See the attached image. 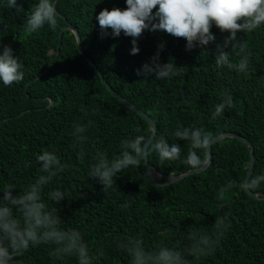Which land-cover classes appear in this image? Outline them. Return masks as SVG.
I'll list each match as a JSON object with an SVG mask.
<instances>
[{"label":"trees","instance_id":"trees-1","mask_svg":"<svg viewBox=\"0 0 264 264\" xmlns=\"http://www.w3.org/2000/svg\"><path fill=\"white\" fill-rule=\"evenodd\" d=\"M18 3L25 13L35 6V0ZM55 4L59 27L52 31L45 26L34 34L24 31V13L18 16L15 8H0V19L8 24V32H0V41L13 48L23 61L24 72L19 84L0 85V183L11 181L23 188L37 174L35 155L55 148L58 158L73 167L53 177L45 194L49 187L67 191L68 196L57 205L58 215L65 226L79 228L94 251L105 253L107 260L102 257L99 264H126V257L114 250V238L139 236L149 247L162 239L179 246L187 244L189 231L214 233L224 216L230 227L215 237L214 253L195 259L194 264H264V198L251 197L239 187L246 177L251 146L236 137L221 139L212 145V161L206 170L173 182L162 176L158 177L162 183L155 182L142 158L137 166L118 173L115 190L105 193L102 185L87 177L89 161L77 162L70 135L77 123L87 124L86 147L99 148L112 157L119 154L122 139L136 135L147 139L152 132L142 116L111 94L98 67L121 96L156 122L158 131L151 143L164 136L169 144L181 146V159L176 161L160 163L154 153H148L157 171L180 174L192 169L182 159L187 142L172 136L177 125H191L211 137L224 132L246 137L254 147L252 176L257 175L264 171V28L238 32L251 53L249 72L244 76L216 69L214 45L227 32L220 33L215 26L210 29L215 41L206 49L185 51L182 40L162 31L144 30L137 38L139 52L130 54L131 37L121 33L101 39L95 20L101 9L125 8V0H55ZM67 23L78 28L85 55L75 33L66 29L59 54L50 64L58 50L59 32ZM161 42L165 46L160 50V63L170 62L180 75L170 81L155 80L154 74L137 76L135 70L149 61ZM229 55L238 60L231 50ZM224 92L232 94L233 107L213 121L211 112ZM197 153L203 157L204 150ZM224 185L230 187L220 192ZM251 191L264 194V183ZM125 203L127 208H121ZM52 247L30 248L17 259L21 264H75L70 257L53 260L49 256Z\"/></svg>","mask_w":264,"mask_h":264},{"label":"clouds","instance_id":"clouds-1","mask_svg":"<svg viewBox=\"0 0 264 264\" xmlns=\"http://www.w3.org/2000/svg\"><path fill=\"white\" fill-rule=\"evenodd\" d=\"M125 5L123 9L104 8L96 13L101 39L109 35L118 37L123 33L131 37L130 54H136L139 52L137 38L142 31H162L185 42V51H191L193 48L206 49L207 45L215 41L210 30L215 26L220 33L227 32L222 42L214 45L216 69L234 70L238 74L248 75L251 53L247 49V42L238 36V32L246 34L264 28V0H125ZM5 7L15 8V15L18 16L24 13L23 28L29 34L45 26L52 31L59 27L55 0H35V6L26 13L18 0H0V8ZM0 32H8V24L4 19H0ZM164 46L163 42L157 45V51L149 61L135 70L137 76L154 74L155 80L170 81L180 75L170 62L160 63V50ZM225 49L231 50L238 60H233L229 50ZM23 77V61L14 55L9 44L0 41V85L9 87L14 82L19 84ZM182 103L189 101L182 99ZM232 107V94L221 93V100L214 106L211 119L218 120L224 115L225 109ZM87 128L88 125L82 123L72 128L71 147L76 152L77 162L89 161L87 177L94 178L102 185L105 193L115 190L114 178L118 173L130 166H137L149 152L154 153L160 163L181 159V146L177 143L169 144L164 136H160L155 143H151V139L146 145L144 135L122 139L117 146L119 154L106 157L99 148L86 147ZM135 131L139 133L140 129ZM172 136L187 142L183 163L192 169L211 165L208 149L213 138L208 132L191 125H177ZM198 149L204 150L203 157L197 153ZM35 164L38 165L37 174L23 188H18L11 181L0 183V264H21L18 257H22L30 248L41 245L54 246L49 256L56 261L70 257L74 258L75 264H99L102 257L107 260L102 250L94 251L89 246L79 228L65 226L64 220L58 215L57 205L68 196L67 191L49 187L45 194V188L51 184L52 178L59 177L73 166L62 162L55 148L41 150L35 155ZM262 183L264 171L255 176L250 174L240 182L239 187L241 191H248ZM228 187L221 186L219 191L225 192ZM14 189L19 191L14 193ZM127 206L125 203L121 208ZM228 227L230 223L224 216L216 224L214 233L189 231L185 236L187 244L169 245L162 239L149 247L137 236L131 240L114 238L113 246L116 252L126 257V264H194L195 259L214 253L215 237ZM165 235L161 233L162 237Z\"/></svg>","mask_w":264,"mask_h":264},{"label":"water","instance_id":"water-1","mask_svg":"<svg viewBox=\"0 0 264 264\" xmlns=\"http://www.w3.org/2000/svg\"><path fill=\"white\" fill-rule=\"evenodd\" d=\"M66 29H70L71 31H73L75 33L76 38H77V43H78V46H79V49H80V52H82V54L85 55L84 50H83V45H82L81 38H80V35L78 33L77 27L74 26V25H72V24H70V23H67L66 25L63 26V28L59 32L58 50L56 52L55 57L50 62V64L55 60V58L59 54V49H60V45H61V41H62V34H63V31L66 30ZM96 70L99 72L101 78L103 79V81L106 84L108 90L111 92V94L113 96L119 98L126 106H128L130 109L134 110L136 113H138L139 115H141L143 118H145L149 122V124H150V126L152 128V133L146 139V145H147L148 142L151 141V139L153 141V139L155 138V136L157 134V124L152 119V117L149 116V114L147 112H145L144 110H142L140 107H138L137 105H135L134 103H132L130 100H128L127 98L121 96V94L119 92H117L108 83V81L104 78L102 72L100 71V69H98V67H96ZM37 78H40V76H38ZM51 103H52V100H51ZM226 137H236L238 140L246 143L248 146H251V149H250L251 157H250L249 166H248V170H247L246 177H245V178H247L248 176H250V174L252 175V173H253V169H254V165H255V157H254V147L252 146L251 142L246 137H244V136H241V135H238V134H235V133H232V132H224V133H220V134L212 137L213 138V141H212V143L209 144V149H208V154L210 155V161L209 162L211 163V161H212V156H211L212 145L215 142H217V141H219L221 139H224ZM146 145H145V151H146ZM144 160H145V165H146V169H147L148 173L152 176V178H153V180L155 182H159V183H162L161 181H158V177L159 176H162L168 182L179 181V180L185 178L186 176H189V175L194 174V173H197V172H202V171L206 170L209 167V166L207 167V164H205V165L200 166L197 169H189L188 171L183 172V173H180V174H174V173H171V174H162L159 171H157L153 167L152 164L149 163L148 153L144 156ZM246 192L251 197L257 198L258 196H262L264 198V195H263L262 192H252L251 190H248Z\"/></svg>","mask_w":264,"mask_h":264}]
</instances>
